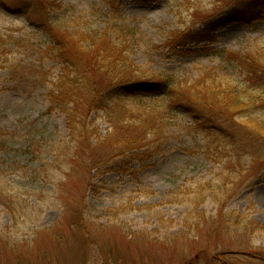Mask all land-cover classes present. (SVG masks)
Instances as JSON below:
<instances>
[{"label": "rangeland", "instance_id": "rangeland-1", "mask_svg": "<svg viewBox=\"0 0 264 264\" xmlns=\"http://www.w3.org/2000/svg\"><path fill=\"white\" fill-rule=\"evenodd\" d=\"M4 1L28 16L0 9V132L15 135L0 138V157L33 169L19 177L1 174L0 264H264V148L250 141L233 149L247 140L245 116L194 125L185 111L167 113V102L126 101L134 112L149 106L158 117L164 113L169 140L160 151L143 162L132 160L131 172L96 180L106 186L96 193L87 190L90 171L82 165L71 174L64 156L37 173L41 182L20 180L55 160L69 132L60 112L49 113L48 94L62 65L32 46L38 37L31 30L46 19L31 3ZM56 1L74 9L63 22L69 32L101 41L110 11L104 0ZM238 1L244 0H120L126 22L142 32L132 43L137 46L125 51V65L137 78L180 77L187 87L219 67L229 71L217 69L219 78L242 80L230 63L234 55H264V3L213 33L210 42H186L180 49L169 43ZM106 74L112 76L103 70L99 77ZM191 93L178 95L185 106L196 103ZM253 115L256 123L264 122V105ZM92 121L105 139L110 126L101 113ZM104 143L95 153L107 159L113 149Z\"/></svg>", "mask_w": 264, "mask_h": 264}, {"label": "trees", "instance_id": "trees-1", "mask_svg": "<svg viewBox=\"0 0 264 264\" xmlns=\"http://www.w3.org/2000/svg\"><path fill=\"white\" fill-rule=\"evenodd\" d=\"M12 1L17 4L31 3L29 6L35 8L46 19L31 30L35 34L33 36L38 37L37 45L35 42L32 46L38 48L37 51L53 62L62 65V75L58 77L57 82L52 83L53 90L48 94L49 113L60 112L65 117L69 132V140L64 142L62 148L57 149L55 160L41 165L40 169H34L33 178L24 176L26 178H21V181L41 182L37 173L48 172L49 164L51 163L52 168V164H58L62 156L67 160L66 165L71 168V174L82 165L85 172L90 171L91 177L86 181L87 190L95 193L105 189L103 182L100 181L103 183L101 186L96 182L104 175L131 172L132 160L146 161L160 151L169 140L164 113L158 117L159 115L154 113L155 108L144 107L146 110L153 109L149 113L144 109L134 112L123 105L126 101H139L142 105L151 104L144 102L146 98L154 104L167 102V113L175 115L176 110L185 111L194 125L208 126L216 116H219L220 120L227 118L228 122L238 116H245L248 122L242 126V129L247 133V140L233 149L245 148L250 141H256L261 148H264V122L256 123L255 115L251 116L259 112L264 105V94L261 92V89L264 92V55L259 53L260 50L247 53L243 57L234 55L235 59L230 65L233 64L238 70L231 73L242 76V80L227 74L219 78L220 72L217 69L224 71L222 67L216 70L210 69L190 87H187L186 81L174 76L166 77L159 74L155 78L140 79L131 67L125 65L123 55L125 51L130 48L133 50L137 46L132 43L137 41L135 39H140L142 32L126 22L120 11V0H104L110 11L106 14L104 22L106 28L101 31L99 36L103 38L97 42L98 44L91 36L87 35V37L81 31L71 33L65 27L63 22L68 19L67 15L69 11L74 10L73 8L65 7L56 0ZM258 3H264V0L238 1L234 7L203 21L200 28L190 29L185 33L180 32L178 37L169 43L175 44V49H180L186 46V42L189 47L210 42L213 33L232 23L243 21L247 15L246 11L250 7H256L254 10H257ZM7 5L6 1L0 0V9L11 11L12 8ZM13 11L15 15L28 16L25 15L26 13H20L19 9ZM58 12L59 15L62 12V15L56 16ZM114 36L119 43L113 41ZM87 42L93 44L92 49H88ZM39 44L46 45L45 49H39L37 47ZM85 70L89 71V77L83 74ZM103 70H107L112 76L106 74L99 77ZM93 71L96 72L91 76ZM239 88L243 90L239 91ZM186 90L192 92L196 103L187 102L185 106V101L178 95ZM260 102L262 103L259 104ZM164 106L165 104L159 105L158 108ZM208 108L213 110L212 113L206 110ZM222 108L226 109L225 112L221 110ZM205 111L206 114H202ZM97 113H101L110 126L105 139L101 138L95 122L92 121V116ZM11 137L14 138L15 135L5 131L0 132L1 139ZM232 137V141H235L234 135ZM102 143H110L113 149L107 159L96 157L95 152ZM30 149L32 147H29ZM32 169L20 163L4 161L0 157V177L4 171L19 177L18 174L22 171L27 175V171ZM221 213L223 214V210ZM221 262L219 264H227Z\"/></svg>", "mask_w": 264, "mask_h": 264}]
</instances>
